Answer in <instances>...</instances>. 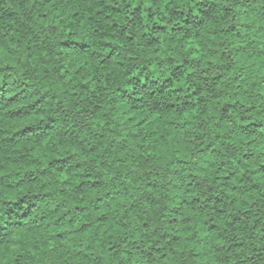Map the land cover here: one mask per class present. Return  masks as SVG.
Returning a JSON list of instances; mask_svg holds the SVG:
<instances>
[{
	"label": "trees",
	"instance_id": "trees-1",
	"mask_svg": "<svg viewBox=\"0 0 264 264\" xmlns=\"http://www.w3.org/2000/svg\"><path fill=\"white\" fill-rule=\"evenodd\" d=\"M0 264H264V0H0Z\"/></svg>",
	"mask_w": 264,
	"mask_h": 264
}]
</instances>
